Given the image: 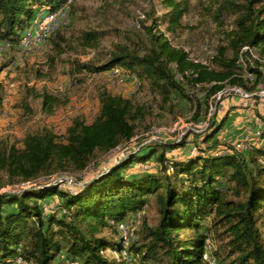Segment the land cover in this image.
<instances>
[{
	"label": "trees",
	"instance_id": "1",
	"mask_svg": "<svg viewBox=\"0 0 264 264\" xmlns=\"http://www.w3.org/2000/svg\"><path fill=\"white\" fill-rule=\"evenodd\" d=\"M65 3L0 0V41L19 45L38 9L44 8V15L54 14ZM163 4L167 11L144 27L143 40L118 42L97 61L72 59V82L119 69L146 83L161 104L185 98L193 121L206 115L225 87L252 94L255 87H248L244 76H255L257 83L262 77L259 67L264 63L253 59L251 51L264 54V0L218 1L214 19L222 27L221 17H232L231 29L223 32L221 44L205 62L191 59L158 32L160 24H166L167 30L178 28L188 10L184 1L164 0ZM72 13L70 6L68 16ZM58 32L48 41L60 38ZM107 34L84 31L77 43L92 49ZM41 77L37 71L36 78ZM186 86L195 93H187ZM26 97L39 100V111L46 116L66 104L57 95L33 87L26 89ZM98 104L92 121L75 117L60 135L42 127L25 132L17 142H0V187L35 184L0 192V264H16L17 258L22 264H208L203 255L209 240L217 244L209 251L216 264H264V116H259L256 144L249 143L244 151L216 138L227 117L216 124L208 120L207 131L196 135L203 138L204 147L193 144L192 154L166 156L184 148L187 137L153 141L127 152L74 190H65L62 182L50 178L72 174L82 181L79 176L97 155L131 141L136 122L144 116L141 106L121 94L102 91ZM3 105L0 87V109ZM23 107L29 112L27 104ZM152 158L156 171L128 172ZM52 198L60 203L47 213L42 205ZM150 198L158 219L154 226L139 224L125 249L132 259L127 261L121 254L124 248L117 226L147 207ZM205 220L208 224L203 227ZM105 229L116 236H104Z\"/></svg>",
	"mask_w": 264,
	"mask_h": 264
},
{
	"label": "rangeland",
	"instance_id": "2",
	"mask_svg": "<svg viewBox=\"0 0 264 264\" xmlns=\"http://www.w3.org/2000/svg\"><path fill=\"white\" fill-rule=\"evenodd\" d=\"M164 0H66L57 13L59 19L52 25L54 32L58 30L60 38L56 36L52 40L47 38L41 44H31L30 48H18L12 45L5 48L0 41V87L4 100L0 109V142L9 140L17 142L27 131L34 132L42 127H50L60 135L70 120L75 117H84L87 122L94 119L98 112V94L106 91L111 94H121L130 98L133 103L144 109V116L136 122V133L131 141L124 146L106 153L99 154L90 164L85 173L79 176L82 181H77L72 174L52 176V182H62L63 188L72 191L83 181L92 179L94 174L105 170L111 164L122 159L127 152L145 148L153 141L175 142L186 138V146L174 151H169V158H180L194 148L197 143L202 146L201 135L207 131L208 120L215 124L227 117L223 129L216 138L228 144L240 147L242 151L249 143L255 144L261 130L259 116H264V98L257 97L264 90V67L260 66L262 77L256 82V77L246 75L249 80L248 87L254 85L252 94L242 90L225 87L220 91L213 104L210 105L206 115L193 121L192 109L185 98L174 97L172 104H161L158 97L149 91L147 84L130 77L119 69L111 73L96 76H88L80 83L74 84L69 72L72 69L69 64L72 59L81 62L97 61L101 54L111 51L113 46L121 41L131 39H144V27L152 25V19L159 17L167 11ZM184 1L188 5L187 12L183 15L180 26L167 30L166 24L157 27L159 33L169 41L173 47L183 48L190 54V58L199 61H207V57L214 55L215 47L221 44L223 32L231 29L232 17H221L222 27L216 22L214 9L219 0H173ZM73 13L68 16L69 7ZM44 8L38 9L24 33L34 31L37 23L46 17ZM97 30L106 31L108 34L99 40L95 48L80 47L77 38L81 32ZM23 31L21 33H23ZM30 33V32H28ZM3 42V43H2ZM3 45V46H2ZM251 56L259 63H264V54L252 50ZM5 66V67H4ZM244 67V65H243ZM39 71L41 78H36ZM33 87L35 90H45L47 93L57 95L66 104L58 108L53 115L46 116L39 111V100L26 97V89ZM187 93H195L186 86ZM244 95H248L244 97ZM196 96L202 99L201 91ZM249 97H252L249 99ZM219 98L217 105L215 103ZM27 104L28 111L23 105ZM254 120L259 126L254 131ZM257 135V136H256ZM247 137V139H245ZM156 160L152 158L145 164H136L128 169L133 173L138 169L156 171ZM35 184H16L14 186H1L0 192H9L24 189ZM60 200L52 198L42 205L47 213L57 210ZM158 219L157 208L152 198L148 199L147 207L141 212L129 216L117 226L119 238L123 242L122 256L127 261H132L126 253V247L135 238L134 232L143 221L149 226H154ZM208 220L203 222L206 227ZM102 234L106 237L116 236L113 231L105 229ZM126 242V243H125ZM217 244L207 242V252L203 259L208 264H216L210 256ZM105 256H111L109 252ZM114 257H118L113 253ZM16 264H22L17 258ZM132 264H138L132 261ZM151 264V263H149Z\"/></svg>",
	"mask_w": 264,
	"mask_h": 264
},
{
	"label": "built area",
	"instance_id": "3",
	"mask_svg": "<svg viewBox=\"0 0 264 264\" xmlns=\"http://www.w3.org/2000/svg\"><path fill=\"white\" fill-rule=\"evenodd\" d=\"M58 18H60V17L49 18L46 21H44L43 24H38L35 27V32L33 34H30L29 35V41L25 43V45L23 46V48H28L29 49L31 44H39L41 38L42 37H45V35H47L48 30H52V23L55 22V20L58 19ZM111 72H109V73H111ZM247 96L248 95H244V97H247ZM257 97L264 98V90H263L262 94L261 95H258ZM257 128H259V126L256 124V122L254 120V131L251 133L252 137L255 136V131L257 130ZM245 139H247V137H245ZM235 147L237 149L240 148V147H237V146H235ZM194 150L195 149L193 148L190 152H194Z\"/></svg>",
	"mask_w": 264,
	"mask_h": 264
},
{
	"label": "bare ground",
	"instance_id": "4",
	"mask_svg": "<svg viewBox=\"0 0 264 264\" xmlns=\"http://www.w3.org/2000/svg\"><path fill=\"white\" fill-rule=\"evenodd\" d=\"M72 1V0H71ZM60 15H59V13H54V14H48V15H46V17H44V19H42L41 21H43L41 24H43L44 23V21H46L47 19H49V18H53V17H59ZM59 19V18H58ZM58 19H56V20H58ZM56 20H55V22H56ZM54 23V22H53ZM52 23V24H53ZM38 24H40V23H37L36 25H35V27L38 25ZM53 26V25H52ZM35 27L33 28L34 29V31L31 33H24L23 34V37H22V40H21V42L19 43V45H18V48H23V46L25 45V43L26 42H28L29 41V35L30 34H33L34 32H35ZM53 32H54V29H53V27H52V30H48V33H47V35H45V37H42L41 38V40H40V43L39 44H41V43H43L44 41H45V39H47V38H49L52 34H53ZM1 45V44H0ZM3 45H4V47L5 48H10L11 47V45L9 44V43H3ZM2 45V46H3ZM257 136V135H256ZM191 154L192 153H194V152H190ZM126 243V242H125Z\"/></svg>",
	"mask_w": 264,
	"mask_h": 264
},
{
	"label": "water",
	"instance_id": "5",
	"mask_svg": "<svg viewBox=\"0 0 264 264\" xmlns=\"http://www.w3.org/2000/svg\"><path fill=\"white\" fill-rule=\"evenodd\" d=\"M218 100H219V98H217V101H216V103H215V106L217 105V103H218Z\"/></svg>",
	"mask_w": 264,
	"mask_h": 264
},
{
	"label": "crops",
	"instance_id": "6",
	"mask_svg": "<svg viewBox=\"0 0 264 264\" xmlns=\"http://www.w3.org/2000/svg\"><path fill=\"white\" fill-rule=\"evenodd\" d=\"M40 21H41V20H40ZM28 32H31V33H32V32H33V30H32V31L30 30V31H28ZM255 144H256V143H255Z\"/></svg>",
	"mask_w": 264,
	"mask_h": 264
}]
</instances>
